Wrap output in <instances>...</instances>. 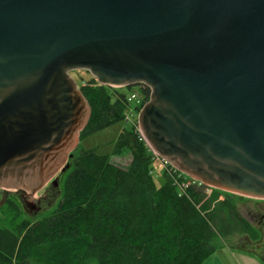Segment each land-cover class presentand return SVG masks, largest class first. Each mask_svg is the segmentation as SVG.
Listing matches in <instances>:
<instances>
[{"label":"water","instance_id":"1","mask_svg":"<svg viewBox=\"0 0 264 264\" xmlns=\"http://www.w3.org/2000/svg\"><path fill=\"white\" fill-rule=\"evenodd\" d=\"M143 83L150 147L216 188L264 198V0H0V187L34 195L79 143L71 71Z\"/></svg>","mask_w":264,"mask_h":264},{"label":"trees","instance_id":"2","mask_svg":"<svg viewBox=\"0 0 264 264\" xmlns=\"http://www.w3.org/2000/svg\"><path fill=\"white\" fill-rule=\"evenodd\" d=\"M78 85L91 107L80 138L125 119L127 94L135 87L145 95L142 106L151 92L143 83L111 86L94 76ZM124 151L131 154L127 166L78 149L57 207L38 220L24 218L13 199L0 206V264H40L50 250L64 252L71 264H200L215 250L209 238L223 227L238 223L254 232L229 200H218V191L207 195L193 185L182 191L163 170L165 181L157 186L154 153L131 123L112 152Z\"/></svg>","mask_w":264,"mask_h":264},{"label":"rangeland","instance_id":"3","mask_svg":"<svg viewBox=\"0 0 264 264\" xmlns=\"http://www.w3.org/2000/svg\"><path fill=\"white\" fill-rule=\"evenodd\" d=\"M72 76L81 83L82 80L88 79L93 76L91 72L87 69H77L71 71ZM134 89H137L135 87ZM127 123L125 119H120L111 123L110 125L95 130L91 133L84 135L80 138L78 145L73 150V156L76 155L78 149H94L99 153H106L110 155L112 162L127 166L131 161V154L128 151H124L119 154H113V147L115 141L121 131V129L126 126ZM71 157L65 163H69V166L57 173L58 183L55 185L52 181L47 182L44 188L53 185L57 191L56 198L53 201L44 200L42 203V209L38 212L28 213L24 210L22 202L17 197H12L13 200L23 209L22 216L24 218H29L31 222L38 220L47 214H49L58 205L59 200L63 194V186L65 183L66 173L72 168ZM152 177L157 186L161 185L165 181V175L162 172V163L154 159L152 162ZM51 188V187H50ZM16 190V189H12ZM42 190H39L34 198L37 199L41 196ZM218 191V200L227 199L229 200L238 213L245 218L253 227L254 232H247L241 228V225L236 223V225H231L229 227H223L224 231H218L215 234L216 237L209 238L210 244L216 246L215 250L211 252L204 261L200 264H264V255L262 254L260 248L257 244L261 242L264 237V227L257 224L259 206L258 201L261 198L243 195L235 192H229L219 188H213V191ZM15 192V191H14ZM3 207L2 209H4ZM4 217L0 210V219ZM64 255V252H58L55 250H50L46 253L45 257L41 259L40 264H71Z\"/></svg>","mask_w":264,"mask_h":264},{"label":"built area","instance_id":"4","mask_svg":"<svg viewBox=\"0 0 264 264\" xmlns=\"http://www.w3.org/2000/svg\"><path fill=\"white\" fill-rule=\"evenodd\" d=\"M144 100H145V95L139 87H137V89L131 90L127 94V99H126L127 108L125 110V116H124L125 121L127 123H131L134 125L135 130H137V132L140 135V138L143 140H145V138H144V135L142 134V131L140 129L139 122H138V114L140 110L137 111L136 106L141 105L142 107ZM145 142L149 146L151 151L154 153V158L159 160L162 163L161 170L168 172L173 177L174 183L178 186L180 190L183 191L189 185H193L196 187L203 188V190L206 192L207 195H210L212 193L213 188H215L214 186L205 184L202 181L195 179L183 173L179 169L175 168L170 162H168L165 158H163L157 152H155L150 147V145L147 143L146 140Z\"/></svg>","mask_w":264,"mask_h":264},{"label":"flooded vegetation","instance_id":"5","mask_svg":"<svg viewBox=\"0 0 264 264\" xmlns=\"http://www.w3.org/2000/svg\"><path fill=\"white\" fill-rule=\"evenodd\" d=\"M2 196H3V188L0 187V200L2 199ZM14 196L19 198V200L22 202V200H21L22 194L20 193V191L19 190H13L12 191V189H10L9 193H8V195L6 197V200L4 201L3 204L8 202L10 199H13L12 197H14ZM56 196H57V191L53 187V185H50L47 188H43L41 196L38 197V206H40L41 209H42V203H43L44 200H48L49 199V201L50 200L53 201L52 199L56 198ZM257 201H258L257 204L259 206V212H258V216L259 217L257 219V224L259 226H263L264 227V198H261V199H259ZM257 247L260 248L262 254L264 255V237L261 240V242L259 244H257Z\"/></svg>","mask_w":264,"mask_h":264},{"label":"crops","instance_id":"6","mask_svg":"<svg viewBox=\"0 0 264 264\" xmlns=\"http://www.w3.org/2000/svg\"><path fill=\"white\" fill-rule=\"evenodd\" d=\"M202 264H204V263H202ZM209 264V263H208Z\"/></svg>","mask_w":264,"mask_h":264}]
</instances>
